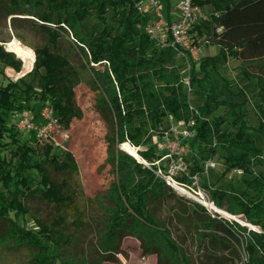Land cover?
I'll use <instances>...</instances> for the list:
<instances>
[{"label": "trees", "instance_id": "1", "mask_svg": "<svg viewBox=\"0 0 264 264\" xmlns=\"http://www.w3.org/2000/svg\"><path fill=\"white\" fill-rule=\"evenodd\" d=\"M141 1L0 0V26L3 18L12 16L16 27L19 17L15 15L21 14L46 37L45 44L34 47L35 60H28L31 70L15 81L0 83V109L9 116L30 110L35 122L40 123L42 110L49 103L66 130L74 119H83L82 107L75 98L79 75L60 46L63 33L71 30L86 64H105L104 70L91 67L97 107L110 128L105 135V161L112 164L114 174L100 240L103 254L118 252L123 237L131 235L140 239L145 252L159 255V264H194L155 213L175 193L155 171L159 167L155 162L162 154L153 143V134L172 114L195 132L185 140L191 151L190 174L177 175V180L191 184L193 175L204 174V163L217 158L224 162V174L234 168L243 169L244 184L252 191L227 189L218 186V180L203 183L212 204L234 214L242 224L191 201L193 229L215 246L230 242L225 237L231 235L240 240L246 254L244 264H264V173L255 172L264 149L252 132L255 128L264 133V0H195L201 6H210L211 11L194 31L209 44L220 46L218 54L193 62V93L205 97L197 112L191 108L190 95L182 83L177 51L158 45L147 32L152 17L139 9ZM167 2L169 17L171 0ZM89 19L95 21L88 23ZM2 33L0 30V74L7 76L6 68L18 73L23 61L14 52L5 51ZM231 57L240 61L244 76L257 78L251 95L240 91L225 98L209 83L210 69ZM24 67L29 70L27 64ZM247 104H252L257 113L258 127H253L246 116ZM192 121L194 124H189ZM7 131V117L0 114V246L32 249V264H86L67 251L73 237L60 229L61 216L50 223L36 218V229L24 220L30 212L26 201L31 196L39 195L59 208L71 201L68 179H54L51 168L76 169L73 154L66 152L61 157L52 144L35 143V136L21 143L19 137L10 134L16 149L8 158L4 154ZM124 142L140 147L137 152L151 167L121 149ZM30 170L37 171L38 185L33 183ZM245 223L261 231L249 229Z\"/></svg>", "mask_w": 264, "mask_h": 264}, {"label": "rangeland", "instance_id": "2", "mask_svg": "<svg viewBox=\"0 0 264 264\" xmlns=\"http://www.w3.org/2000/svg\"><path fill=\"white\" fill-rule=\"evenodd\" d=\"M171 1L174 5L178 2V0ZM162 2L164 6L163 12L168 16V2L167 0H162ZM15 16L19 17L18 20L15 21L16 27L14 26V21L11 19L12 16L3 18L1 21L0 30L3 32L2 36L5 40L2 41L1 44L5 51H12L8 48V44L14 39L20 40L24 45L31 47L33 50L34 47L42 46L46 43V37L38 28L32 26L29 21L21 18L23 15L18 14ZM94 21V19L87 20L88 23H93ZM76 44L77 41L71 30H69L68 33H63V36L60 38L62 51L69 58L72 67L79 75L80 82L76 86L75 98L77 103L82 107L84 117L80 120L74 119L70 129L64 130L68 136L61 132L57 133L61 141V146L55 147L54 152L61 157L66 152H71L77 163V168L73 170L51 168L52 177L54 179L61 180L65 177L68 179L71 201L66 206L59 208L55 203H50L39 195L31 196L26 201L30 208V212L26 215L24 220L28 221L27 225L29 227L36 229L38 228V224L35 220L36 218L50 223L53 219L61 216L62 221L59 226L60 229L73 237L71 245L68 247L66 246L67 251L77 256L78 258L76 259L79 261L86 262V264H159V255L157 253L145 252L140 239L135 236H124L119 251L113 254L105 255L100 248V240L104 233L103 223L106 218L105 206L110 204V202L106 200L107 193L111 188L110 182H112L111 180L114 174L112 164L105 161L108 151L105 135L109 133L110 128L108 121L97 107V93L93 86V71L91 67L94 66L97 69L104 70L105 64L94 65L93 62L86 64L83 53ZM198 46L201 47L200 59L205 56L216 55L220 50L219 45L205 42H201ZM15 55L23 61L22 70L16 73L6 68L5 74L7 76L0 74L1 84H6L10 80L15 81L26 74L31 70V65L28 64V60L33 62L36 58L35 50L34 57L28 58L27 60L18 57L16 53ZM177 60L179 64H181L178 54ZM26 64L29 69L27 71L24 69ZM239 65L240 61L231 57L228 62L218 64L217 68L210 69L208 77L209 83L211 86H216L217 91L222 97L230 99L232 98V92L244 91L247 95L253 93L257 78H247L244 76L240 71ZM250 68H252V66ZM252 69L256 70V67ZM197 73L200 74L199 71H197ZM28 79H30V77H28ZM234 97L236 96H233V98ZM191 102L195 106H198L205 102V97L197 96L195 93H192ZM26 111L28 110L18 111L9 116V114L0 109V114L7 117L8 131L5 137L7 143L4 148V154L8 158L12 156V153L16 149V145L11 142L12 137L10 134H15L19 137L21 143L29 141L31 138L30 134L23 131L16 123L20 121L22 115ZM244 111L246 112L250 124L253 127H258L259 120L252 104H247L244 107ZM219 112L222 113L223 108H221ZM168 125L169 121L165 119L159 126L158 131L164 130ZM223 128H228V124H225ZM252 132L256 138L257 144L264 149V133L255 128H253ZM124 143L120 144V148L123 150H125L123 148ZM137 149L139 150L140 147H137ZM190 158L191 151L188 153V160ZM223 163L224 162L220 160L218 161L217 167L210 168L208 172L206 171L201 177V184L215 182L212 177L215 178L218 176V181H216L218 186L227 189H245L252 192L247 189L244 184V177L240 175H230L229 173L224 174L222 171ZM166 166L167 165L164 167ZM255 172L264 173V153L262 162L256 164ZM30 173L33 176V183L38 185L40 178L37 171L30 170ZM116 177L118 180V176H115V179ZM249 177L251 176L246 175V178ZM173 188L175 193L167 197L164 206H161L155 213L166 223L174 239H176L179 244H182L194 264H244L246 254L240 245V240L238 241L231 235H227L225 239H229L230 242L215 246V243H211L209 238H201V236L195 232L193 229L195 221L191 219V212L194 206L189 202L198 201L190 195V192L186 193L175 187ZM184 213L189 216H186ZM219 214L228 220L238 219V217L234 216V214L232 215V213L230 216L233 217L222 213ZM240 217L243 218V216ZM20 221H23V218H21ZM188 224L190 227H188ZM247 227L249 229L254 228L250 226ZM256 227L257 229L254 230L261 231L258 226ZM219 235H224V233L219 232ZM32 257L33 251L28 247L0 246V264H32Z\"/></svg>", "mask_w": 264, "mask_h": 264}, {"label": "built area", "instance_id": "3", "mask_svg": "<svg viewBox=\"0 0 264 264\" xmlns=\"http://www.w3.org/2000/svg\"><path fill=\"white\" fill-rule=\"evenodd\" d=\"M139 9L142 12L150 14L152 20L146 27L147 32L154 38L158 45L172 47L177 51L178 57L182 63V83L185 91L190 95L191 108L197 112V106L191 102V94L194 88L191 82V71L193 62L200 59L201 42L208 43L207 39L199 38L197 32L194 31L196 24L201 20L209 18V12L205 10V6L197 4L195 0H179L176 4V16L169 19L163 12L162 0H142L139 2ZM222 28L219 27L218 31ZM198 42V43H196ZM104 62H107L106 60ZM96 65L97 63H94ZM43 120L40 123L35 122L34 114L28 110L23 115L20 121L16 123L20 128L30 134V137L35 136V143L45 145L52 144L54 147L61 146L57 133L67 135L66 130L57 117L52 105L47 103L41 113ZM169 125L162 131H156L153 134V142L157 145L158 150L162 154L158 159V170H155L158 175L163 177L166 182L174 187L173 181L183 188L187 189L199 203L203 204L212 213H220L212 209L211 205H207V201H211V197L206 191L200 180L202 175L195 174L192 176V183L185 184L176 179L177 175L190 174V165L188 162V153L190 147L185 140L193 137L194 131H191L184 120L178 121L172 115H168ZM189 124H194L190 122ZM146 163V162H145ZM151 167L149 163H146ZM167 165L166 167H164ZM218 166V159L212 158L204 163V173L213 167ZM230 175H244V170L234 168L229 172Z\"/></svg>", "mask_w": 264, "mask_h": 264}, {"label": "bare ground", "instance_id": "4", "mask_svg": "<svg viewBox=\"0 0 264 264\" xmlns=\"http://www.w3.org/2000/svg\"><path fill=\"white\" fill-rule=\"evenodd\" d=\"M8 48L12 51H14L18 57H21L23 58V60H27L28 58H33L34 57V50L29 47V46H26L24 45L20 40L18 39H14L12 41L9 42L8 44ZM123 148L125 150H127L128 152H132L133 154H136L137 153V150L135 149V147L129 143V142H125L123 144ZM173 185L175 188H177L178 190L182 191V192H186L188 193L189 191L185 188H183L182 186L178 185L176 182L173 181ZM212 203H210L209 201H207V205L210 206ZM212 209H215L217 210L218 212L224 214V215H227V216H230L231 214L226 211V209H221L217 206H214L213 204L211 205ZM230 217H233V216H230ZM246 225L250 226L253 228L252 225H250L249 223H245ZM255 228V227H254ZM256 229V228H255Z\"/></svg>", "mask_w": 264, "mask_h": 264}, {"label": "crops", "instance_id": "5", "mask_svg": "<svg viewBox=\"0 0 264 264\" xmlns=\"http://www.w3.org/2000/svg\"><path fill=\"white\" fill-rule=\"evenodd\" d=\"M178 1H179V0H178ZM177 3H178V2H177ZM173 5H174V4H172V1H171V5H170V9H169V17L167 16L169 19H173V17L176 16V15H175V14H176V13H175V12H176V9H175V8H176V5H174V6H173ZM205 10H207V11H211V7H210V6H205ZM220 160H221V159H218V161H220ZM223 164H224V163H223ZM224 169H225V166L223 165V170H222V169H221V170L224 171ZM227 174H228V173H227ZM212 179H214V180L216 181V180H218V176L215 177V178L212 177ZM210 183H211V182H210ZM224 210H225V209H224ZM226 211H227V210H226Z\"/></svg>", "mask_w": 264, "mask_h": 264}, {"label": "water", "instance_id": "6", "mask_svg": "<svg viewBox=\"0 0 264 264\" xmlns=\"http://www.w3.org/2000/svg\"><path fill=\"white\" fill-rule=\"evenodd\" d=\"M130 154H132L133 156H135L136 158H138V160L139 161H141V162H145L143 159H142V157L139 155V153H136V154H133L132 152H129ZM141 158V159H140ZM237 221H239L240 222V220L239 219H237V218H235ZM241 223V222H240ZM251 224V223H250ZM253 229H255V228H253Z\"/></svg>", "mask_w": 264, "mask_h": 264}]
</instances>
